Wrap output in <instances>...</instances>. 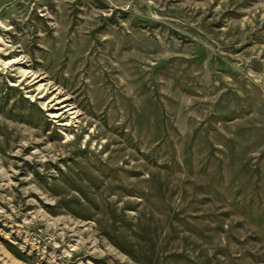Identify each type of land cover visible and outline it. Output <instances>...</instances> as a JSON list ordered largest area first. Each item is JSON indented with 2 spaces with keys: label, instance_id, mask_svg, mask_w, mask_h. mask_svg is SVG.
Segmentation results:
<instances>
[{
  "label": "rangeland",
  "instance_id": "374dc122",
  "mask_svg": "<svg viewBox=\"0 0 264 264\" xmlns=\"http://www.w3.org/2000/svg\"><path fill=\"white\" fill-rule=\"evenodd\" d=\"M0 264H264V0H0Z\"/></svg>",
  "mask_w": 264,
  "mask_h": 264
}]
</instances>
